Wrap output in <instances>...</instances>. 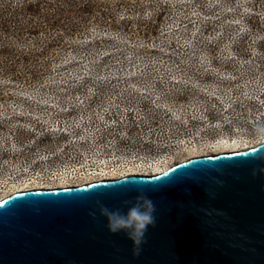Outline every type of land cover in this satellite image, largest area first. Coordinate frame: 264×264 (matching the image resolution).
<instances>
[{
    "label": "rangeland",
    "instance_id": "rangeland-1",
    "mask_svg": "<svg viewBox=\"0 0 264 264\" xmlns=\"http://www.w3.org/2000/svg\"><path fill=\"white\" fill-rule=\"evenodd\" d=\"M96 1L100 10L112 14L105 23L99 18L77 34L50 30L17 44V50L30 53L37 51L36 42L42 47L52 38L68 43L44 65L46 73L37 82L19 84L15 76L0 74V199L23 189L30 178L21 174L29 164L49 172L76 165L85 174L64 176L70 186L96 181L87 171L91 166L126 164L139 152L117 141H124L121 127L129 116L131 120L152 107L159 115L166 113L155 130L158 139L189 145L167 154L164 166L158 165L162 169L202 151L225 152L223 141L211 143L199 134L216 120L227 123L221 140L232 148L264 141V133L253 138L243 134L247 125L264 121V69L256 63L264 58V46H258L264 41V0ZM111 115L122 125L99 140L101 129L114 125ZM179 125L184 131L168 139L167 133ZM31 126L38 132L64 127L74 146L62 152L63 158L55 155L53 145L39 142L30 148L35 137L25 130ZM147 165H139V173L150 175ZM115 169L103 179H122L117 173H127L129 166ZM32 179L40 186L27 189L61 187L49 184L53 177Z\"/></svg>",
    "mask_w": 264,
    "mask_h": 264
},
{
    "label": "water",
    "instance_id": "water-1",
    "mask_svg": "<svg viewBox=\"0 0 264 264\" xmlns=\"http://www.w3.org/2000/svg\"><path fill=\"white\" fill-rule=\"evenodd\" d=\"M137 194L156 221L133 257L97 202L116 208ZM0 264H264V141L161 174L11 193L0 200Z\"/></svg>",
    "mask_w": 264,
    "mask_h": 264
},
{
    "label": "trees",
    "instance_id": "trees-1",
    "mask_svg": "<svg viewBox=\"0 0 264 264\" xmlns=\"http://www.w3.org/2000/svg\"><path fill=\"white\" fill-rule=\"evenodd\" d=\"M97 4L96 0H0V74L15 76L19 80V84L25 83V80H28L29 83L37 82L46 73V69L43 68L44 65L48 64L51 58L53 59L56 56L57 50L63 49L68 43L61 38L54 40L52 38L42 47L36 42V46H39L36 49L37 51L32 50L30 53L17 50V44L25 42L27 38L32 40V38L39 34L50 30L53 32L77 34L85 31L92 20L99 18L102 21L108 20L112 14L109 11L100 10ZM102 23H105V21ZM103 26L107 29L109 27L107 24ZM262 44L264 46V41L258 43V46L261 47ZM53 51L54 53H52ZM32 61L35 63L34 65H36L37 61L44 63L39 68L34 67V65L32 67L27 66L28 63L31 65ZM46 61L47 63H45ZM256 63H258L259 69H264V58H258ZM165 116L166 113L163 116L159 115L158 109H153V107L151 110L146 109L140 116L132 117L131 120L129 116V119H126V124L121 127L122 133L125 135L124 141H120L121 139L117 141L119 143L132 144L136 148V151L139 152H136V155L140 158L135 155L126 164H119L107 167L106 169H122L134 164L144 166L152 162H155L159 166H164L163 160L167 154L176 152L177 149L181 150L188 147L187 143L179 145V143L168 142L167 139H158L156 132L159 129L160 122L164 119L162 117ZM110 117L114 125L108 129H101L98 136L99 140H102L108 133H112L111 131L122 125L121 122L114 119L113 115ZM205 119L208 124L212 123L208 116ZM222 123L216 120L213 123V127L204 128L199 134L207 135L211 143L217 142L218 139H220V142L224 141L221 139L222 133H224V130H227V123ZM34 128V126H31V131L25 130L26 135L29 134L35 137L34 141L29 140L32 144L30 148L36 147L39 142L45 144V146L50 145L51 147L53 145L55 155L58 158L62 157V155L57 154L56 149L63 142H68L70 138L68 133L59 131L64 127L58 128L57 132L50 130L38 132ZM184 128V125L177 126L176 131L172 130L167 133V138L169 139V137H172L171 135L176 134L178 131H184ZM255 130L258 133H255ZM243 131V134L247 138L257 137L260 133H264V121L257 120L253 125H247ZM233 132L238 131L234 129ZM17 133L20 134V129ZM18 140L20 139L18 138ZM85 143L82 142L81 145ZM72 146L74 145L69 143L67 151H70V147ZM23 151L21 154H23ZM69 160H72V158L69 157ZM63 161L65 160L62 159L61 162ZM99 168L91 166L87 171L90 172ZM80 173L76 165L63 166L58 170L51 169L49 172L45 169L34 167V164H29L27 172H22L21 177L50 179L51 177H60L62 175L68 179H75L85 174V172ZM84 177L86 178L85 175ZM84 177L82 176L81 178Z\"/></svg>",
    "mask_w": 264,
    "mask_h": 264
},
{
    "label": "clouds",
    "instance_id": "clouds-1",
    "mask_svg": "<svg viewBox=\"0 0 264 264\" xmlns=\"http://www.w3.org/2000/svg\"><path fill=\"white\" fill-rule=\"evenodd\" d=\"M97 210L106 220L107 231L110 234L123 233L131 242L133 257H137L146 242L148 228L155 225L156 207L152 200L144 194H137L131 200L121 201L120 207L116 208L97 202Z\"/></svg>",
    "mask_w": 264,
    "mask_h": 264
},
{
    "label": "bare ground",
    "instance_id": "bare-ground-1",
    "mask_svg": "<svg viewBox=\"0 0 264 264\" xmlns=\"http://www.w3.org/2000/svg\"><path fill=\"white\" fill-rule=\"evenodd\" d=\"M221 143H224V145L222 146L223 147V149H224V151L225 152H228V153H230L229 151H231V152H234V151H240V150H244V149H250L251 147H248V148H242V147H237V148H232V145L228 142V141H223V142H221ZM220 143V144H221ZM219 144V145H220ZM254 147V146H253ZM215 152H216V150H215ZM225 152H223V153H225ZM223 153H220V154H223ZM215 155H218V154H215ZM195 155H190L189 156V158H195L194 157ZM201 156H208V153H205V151H202L198 156H196V157H201ZM188 160V159H187ZM187 160H185V161H187ZM182 162H184V161H182ZM180 163V162H179ZM138 166H139V164L138 165H131V166H129V170H127V173H126V171H124V169L121 171V172H118L117 174L118 175H120V176H122V177H124V176H128V175H133V174H138V175H142V173H139V168H138ZM146 169L149 171V172H151V173H156V174H161V173H163L166 169H162L161 167L159 168L158 167V165L155 163V162H152V163H149L147 166H146ZM107 170L108 169H95V170H93V174H91V176H93L94 178L95 177H98V178H95L94 180H102V182L104 181H106V179H103V178H105L106 176H113L116 172L114 171V170H116V169H111L112 171V173H108L107 172ZM130 173V174H129ZM60 178V179H59ZM108 178V177H107ZM110 178V177H109ZM116 180H118V179H116ZM38 180H36V179H28V180H25V185H24V187H23V189L22 190H19V191H23V190H26L27 188H29L30 186L31 187H33V188H35V187H39L40 186V184H38V182H37ZM111 181H115V180H108V181H106V182H111ZM49 182V184H51V185H61V187H70V185L68 184V180H67V178L66 177H64V176H60V177H53V179H51L50 181H48ZM91 182H94V181H89L88 182V180H86V181H82L79 185H82V184H84V185H86V184H89V183H91ZM63 185V186H62ZM76 186V185H75ZM60 187V186H59ZM42 189V188H41ZM34 190H38V189H34ZM19 191H17V192H19ZM13 193V192H12ZM14 193H16V192H14ZM11 195V194H10ZM7 196H9V195H7ZM7 196H3V198H5V197H7ZM2 199V198H1ZM0 199V200H1Z\"/></svg>",
    "mask_w": 264,
    "mask_h": 264
},
{
    "label": "built area",
    "instance_id": "built-area-1",
    "mask_svg": "<svg viewBox=\"0 0 264 264\" xmlns=\"http://www.w3.org/2000/svg\"><path fill=\"white\" fill-rule=\"evenodd\" d=\"M108 128V127H107ZM106 128V129H107ZM50 131H52V130H50ZM58 130H53V132H57ZM60 132H64V130H63V128L61 129V130H59ZM64 133H66V132H64ZM255 133H258L256 130H255ZM68 142L70 143V144H73V143H71L70 141H69V139H68ZM68 142H63L60 146H58L57 147V149H56V152H57V154L58 155H62L63 153V151H65V149H68V145H69V143ZM83 142H85V141H83ZM145 166V165H144ZM90 174H92L93 173V171H90L89 172Z\"/></svg>",
    "mask_w": 264,
    "mask_h": 264
}]
</instances>
